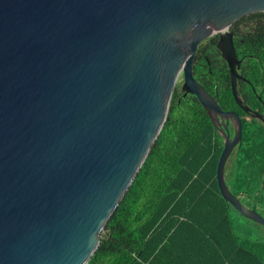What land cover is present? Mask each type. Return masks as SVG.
I'll return each instance as SVG.
<instances>
[{
	"label": "water",
	"instance_id": "water-1",
	"mask_svg": "<svg viewBox=\"0 0 264 264\" xmlns=\"http://www.w3.org/2000/svg\"><path fill=\"white\" fill-rule=\"evenodd\" d=\"M264 0H0V264H87L166 120L180 72L223 139V199L264 227L225 181L242 135L194 78L198 44L217 48L237 92L229 27ZM232 126V134L228 125Z\"/></svg>",
	"mask_w": 264,
	"mask_h": 264
},
{
	"label": "trees",
	"instance_id": "trees-1",
	"mask_svg": "<svg viewBox=\"0 0 264 264\" xmlns=\"http://www.w3.org/2000/svg\"><path fill=\"white\" fill-rule=\"evenodd\" d=\"M236 23L243 60L237 92L243 104L262 113L264 12ZM201 63L194 64V74ZM205 75L202 86L242 121L241 141L225 166L226 184L264 217V124L235 102L225 63L220 83L213 68ZM228 130L232 134L230 124ZM222 149L223 139L198 99L173 94L158 137L87 264H264V237L238 234L231 210L238 211L220 194L216 167Z\"/></svg>",
	"mask_w": 264,
	"mask_h": 264
},
{
	"label": "flooded vegetation",
	"instance_id": "flooded-vegetation-1",
	"mask_svg": "<svg viewBox=\"0 0 264 264\" xmlns=\"http://www.w3.org/2000/svg\"><path fill=\"white\" fill-rule=\"evenodd\" d=\"M236 21L229 27L228 30L232 32V40H233L234 50L236 52L237 58L240 60L239 66L237 67V72L239 73L242 70L241 67L243 64V60H242V57L239 56V53L237 52V47L240 46L242 43V39L240 38L242 27L240 25L236 26V24H237ZM220 36H221V33H219V32L214 33V34L208 36L203 41H201L196 48V52H195V56H194L193 64H192V72H193L194 64L199 62V59H202V63H201L202 66L198 70V73L194 74V72H193L194 78L200 84L202 82H204V80L206 78V75H205L206 70L209 71L210 68H213V70H216L218 72V83H220L221 82L220 81L221 72L223 70L224 63L226 64V67L228 69L227 63L222 58L221 52L217 48V42L220 39ZM228 71H229V69H228ZM182 82H183V75L180 72L178 79L175 83L172 96H173V94H177L178 96L183 97V98H187V97L196 98L194 95H191L189 93H185L182 90ZM252 111L253 112H259V111H255V110H252ZM259 113L262 115L261 117H258V116L253 117L251 115V113H249L248 115L253 117L254 119H258L261 123L264 124V112H262V113L259 112Z\"/></svg>",
	"mask_w": 264,
	"mask_h": 264
},
{
	"label": "rangeland",
	"instance_id": "rangeland-1",
	"mask_svg": "<svg viewBox=\"0 0 264 264\" xmlns=\"http://www.w3.org/2000/svg\"><path fill=\"white\" fill-rule=\"evenodd\" d=\"M231 217L238 234L242 236L245 234L252 238L264 237V228L257 225V223L248 221L245 217L233 210H231Z\"/></svg>",
	"mask_w": 264,
	"mask_h": 264
}]
</instances>
